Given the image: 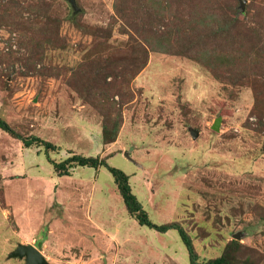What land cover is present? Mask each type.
Returning a JSON list of instances; mask_svg holds the SVG:
<instances>
[{"label":"rangeland","instance_id":"rangeland-1","mask_svg":"<svg viewBox=\"0 0 264 264\" xmlns=\"http://www.w3.org/2000/svg\"><path fill=\"white\" fill-rule=\"evenodd\" d=\"M17 1L15 19L0 12V117L10 128L53 144L54 162L106 158L129 176L153 224L182 226L199 261L235 240L239 264H264V130L249 84L219 82L200 63L156 52L161 19L142 0H76L75 14L66 0ZM161 1L188 13L184 0ZM219 2L201 7L204 45L220 60L233 48L243 56L264 48V0L243 10L240 0ZM232 16L236 26L225 27ZM138 31L153 48L141 43L146 66L128 84L125 70L142 59ZM103 114L109 127L121 114L111 145L102 143ZM20 244L46 264H190L177 231L128 215L106 167L58 176L42 147L0 130V264H24L9 257Z\"/></svg>","mask_w":264,"mask_h":264},{"label":"trees","instance_id":"trees-1","mask_svg":"<svg viewBox=\"0 0 264 264\" xmlns=\"http://www.w3.org/2000/svg\"><path fill=\"white\" fill-rule=\"evenodd\" d=\"M142 1L144 4L149 3V8H152L151 10L153 13L159 15L161 19L160 25H162V29L158 28L155 31L157 33H153V37L157 39L154 48L155 51L163 54L180 55L200 63L203 66L208 67L209 72L219 82L226 83V81H228L236 84L238 82L243 83L244 81L245 83H248L252 89L254 97V105L251 114L254 115L255 118H258V128L264 130V121L262 120L264 119V82L261 83L258 80V77L263 76L264 73V48L257 52H253L252 49H249L251 54L248 53L247 56H243L242 54L244 53L238 54L233 48L232 53L227 54V57H231V60L225 58L220 60L218 59V56H220L218 55V52L216 50L212 51L211 48H207L203 43V37L201 35L205 31L204 24L206 22V16L201 11V7L211 4L219 5V0H184L189 4L188 13L186 15L181 13L179 10L180 8H177L176 12L174 10H167L168 8L164 6V4L167 3L161 0ZM20 8H22L21 1L0 0V12L4 14L9 13V18L12 20L15 19V15ZM234 12L238 13L237 10ZM167 15H171L172 21L166 22ZM230 21L231 24L227 23L225 24V27L236 26V23L238 22L237 18L233 16L230 17ZM136 33L138 35L137 38L140 40H137L136 37H133V39L131 37V39L138 45L137 49L142 54L143 60H134L131 66L134 63L135 67L130 69L129 67L131 66H128L125 70V81L128 84L146 66L147 52L145 50V45L142 46L141 43L146 42L145 35L148 34V32L146 34H143L142 31ZM32 38L35 39L34 34ZM147 46H149L150 49L153 48L149 43ZM204 59H206V61ZM99 95L106 99L104 91H101ZM103 116L105 117H103L102 124V143L104 145H111L118 137L121 127V114L118 115L117 119L112 121L110 127L106 122L108 120L107 115L103 114ZM0 130L19 140L24 148H30L31 146L42 147L47 161L52 165L54 172H56L58 176H69L70 169L75 167H88L95 170L100 167H106L113 177L128 215L135 219L140 226L149 227L159 233H165L169 230L177 231L187 250L190 264H239V261L234 255L239 251L241 245L235 240H232L227 245L221 256L199 261L192 239L182 226L177 222H170L162 225L153 224L149 220L147 213L144 211L135 195L132 193L129 185V176L119 169L108 166L106 158L72 155L61 162H54L50 160L48 152L55 151L57 148L50 142L44 141L36 136L23 137L17 134L1 117Z\"/></svg>","mask_w":264,"mask_h":264},{"label":"water","instance_id":"water-1","mask_svg":"<svg viewBox=\"0 0 264 264\" xmlns=\"http://www.w3.org/2000/svg\"><path fill=\"white\" fill-rule=\"evenodd\" d=\"M70 7L73 10V13H78L80 10L77 7L76 0H66ZM245 2L246 0H240V7L241 10L245 8ZM219 124V118L215 120L212 129L217 131ZM191 136L194 138L195 135H197V132L191 130L190 131ZM9 257L11 258H20L24 259V264H46L47 262L41 255V253L33 246L31 245H18V247L10 253Z\"/></svg>","mask_w":264,"mask_h":264}]
</instances>
